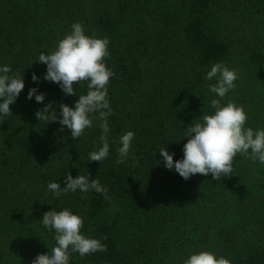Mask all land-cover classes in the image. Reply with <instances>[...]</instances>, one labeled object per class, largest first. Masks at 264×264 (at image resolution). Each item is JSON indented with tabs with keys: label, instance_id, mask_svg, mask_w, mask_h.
<instances>
[{
	"label": "trees",
	"instance_id": "1",
	"mask_svg": "<svg viewBox=\"0 0 264 264\" xmlns=\"http://www.w3.org/2000/svg\"><path fill=\"white\" fill-rule=\"evenodd\" d=\"M178 1L172 25L154 38L139 26L138 0H102L99 15L87 19L88 34L109 38L107 66L115 71L108 84L110 152L100 162L89 159L102 146L100 120L73 140L59 121L37 116L49 105V117L54 110L59 116L62 103L74 106L87 93L82 81L73 86L76 95H66L44 79L46 64L36 61L55 50L78 5L72 9L71 1L60 15L52 0H0V64L25 80L12 114L0 122V264H31L56 246L55 232L41 221L53 208L82 215L81 232L107 246L83 256L90 264H183L200 250L232 264H264V164L237 154L233 174L185 180L158 152L167 147L181 159L183 131L214 111L217 97L207 85L215 81L205 77L217 61L239 73L222 103L243 105L246 126L264 128V0ZM33 87L45 94L43 103L27 98ZM129 130L135 132L129 158L117 164L120 137ZM69 173L98 179L107 195L77 191L57 199L47 185L64 187Z\"/></svg>",
	"mask_w": 264,
	"mask_h": 264
},
{
	"label": "clouds",
	"instance_id": "2",
	"mask_svg": "<svg viewBox=\"0 0 264 264\" xmlns=\"http://www.w3.org/2000/svg\"><path fill=\"white\" fill-rule=\"evenodd\" d=\"M70 28L54 51H47V54L40 52L36 61L46 64L44 79L57 83L66 95H76L73 86L82 81L87 82V93L78 96L74 106L62 103L59 116L54 110L49 117L48 110L53 109L50 105L39 111L37 116L47 123L59 121L60 130L63 131L66 126L73 140L79 139L86 129L93 126L94 118L100 120L102 146L90 152L89 159L103 162L110 152L109 117L113 115L108 98V84L115 76L114 69L107 66L110 40L107 36L88 34L81 22H73ZM11 73L10 65L0 64V122L12 114L10 105L15 103L25 87L24 76ZM205 79L215 81L207 85L208 91L217 97L210 102L214 111L203 114L202 119L183 131V137L188 139L181 159L174 160L175 153L169 152L167 147L158 151L165 167L174 169L185 180L195 174H211L214 180L219 181L221 177L233 174V160L237 154L253 163L264 164V128L246 126L248 112L243 105L231 100L222 103L227 94L236 88L238 70L217 61L207 71ZM32 80L36 82L39 77L33 73ZM33 96L38 103H43L45 99V94L37 87L29 89L27 98L32 99ZM134 138L135 132L131 130L120 137L117 164L128 160ZM134 163L138 164V161ZM64 181V187L58 181L47 185L57 199L77 191L87 193L94 190L107 195V188L98 179H90L89 174L73 177L69 173ZM41 221L45 229L55 232L56 246L47 253L38 254L31 264H70L72 253L83 257L107 251V246L99 238L81 232L84 217L69 208L60 211L53 208L44 212ZM183 264H232V261L213 251L200 250L192 252Z\"/></svg>",
	"mask_w": 264,
	"mask_h": 264
},
{
	"label": "rangeland",
	"instance_id": "3",
	"mask_svg": "<svg viewBox=\"0 0 264 264\" xmlns=\"http://www.w3.org/2000/svg\"><path fill=\"white\" fill-rule=\"evenodd\" d=\"M72 1V9H75V5H78V10L74 12L73 17L67 23V27L64 28V31L61 32L62 34L58 35H66L70 32L71 24L73 22H81L87 31L90 30V25L87 23V19L91 16H98L99 13L97 10L100 8L102 0H52V5L56 8L59 7L60 15L66 13V6ZM109 0H106L108 2ZM138 2L142 3V12L138 15L140 19L139 26L141 27L142 31L146 36L154 38L157 32L161 33L165 27L169 28L172 25L174 19L172 16L176 17V7L182 8L179 5V1L174 3L175 0H138ZM183 4V3H182ZM77 7V6H76ZM178 15L182 16V12L179 11ZM79 16V17H78ZM137 17L136 15L133 16ZM168 17V19H166ZM254 25H260V17L258 14L254 15ZM92 20V19H91ZM135 30V29H134ZM159 30V31H158ZM60 32V30H58ZM125 32H128V29H124ZM257 31V30H255ZM60 36H58L57 44L60 40ZM146 40L147 38H143ZM149 40L147 41V43ZM147 43H145L147 45ZM70 264H90V262L86 258H79V259H70Z\"/></svg>",
	"mask_w": 264,
	"mask_h": 264
}]
</instances>
